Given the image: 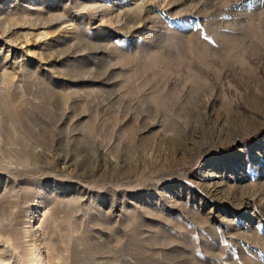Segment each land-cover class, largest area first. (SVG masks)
<instances>
[{
  "label": "rangeland",
  "instance_id": "rangeland-1",
  "mask_svg": "<svg viewBox=\"0 0 264 264\" xmlns=\"http://www.w3.org/2000/svg\"><path fill=\"white\" fill-rule=\"evenodd\" d=\"M7 263L264 264V0H0Z\"/></svg>",
  "mask_w": 264,
  "mask_h": 264
},
{
  "label": "bare ground",
  "instance_id": "bare-ground-1",
  "mask_svg": "<svg viewBox=\"0 0 264 264\" xmlns=\"http://www.w3.org/2000/svg\"><path fill=\"white\" fill-rule=\"evenodd\" d=\"M38 255V254H37ZM40 263V262H39ZM39 263H37V264H39ZM7 264H9V263H7ZM34 264H36V263H34Z\"/></svg>",
  "mask_w": 264,
  "mask_h": 264
}]
</instances>
